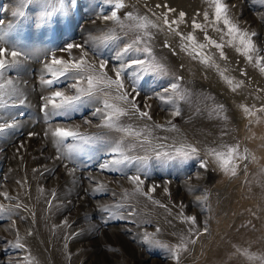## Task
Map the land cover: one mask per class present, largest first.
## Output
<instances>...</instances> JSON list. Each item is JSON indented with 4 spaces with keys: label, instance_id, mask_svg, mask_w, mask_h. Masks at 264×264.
<instances>
[{
    "label": "rangeland",
    "instance_id": "obj_1",
    "mask_svg": "<svg viewBox=\"0 0 264 264\" xmlns=\"http://www.w3.org/2000/svg\"><path fill=\"white\" fill-rule=\"evenodd\" d=\"M78 2L79 9L69 17L55 18L50 29H37L34 17L38 9L31 7L27 10V18L18 19L11 15L16 0H0V9H3L0 10V19L5 21L0 26V33L13 24L9 39L19 40L36 49L32 58L24 63L19 76L27 97L26 106L11 110L19 126L0 136V190L6 189L11 196H18V200L0 197V203L10 210V214L0 217V264H19L25 255L8 244V241L15 240V232L11 230L13 220L24 237L23 242L36 258L35 264H176L165 249L141 242L145 232L155 233L157 239L169 246L179 243L180 236L195 239V243H188L187 251L180 254L179 264H264V112L256 111L264 105V74L233 47L224 48L226 60L219 58L215 48L207 49L215 56L220 68L227 69L226 75L244 82L242 88L233 92L215 67H207L181 51L179 37L166 29L157 32L153 41L154 53L168 65L172 74L183 77L180 83L189 92V98L179 103V116H171V106L154 98L148 101L152 105L150 114L153 121L124 119L136 125H151L153 122L166 125L171 120L176 130L155 129V136L167 137L166 141L157 142L171 144L183 140L194 144L201 149L200 159L208 160V167L200 168V159L166 163L150 160L147 175H142L145 180L143 188L147 191L153 185H160L151 193L160 204L138 196L131 201L135 216L109 220L105 224L107 214L99 210V205L115 202L111 191L119 196L124 188L131 191L132 186L119 173L101 171L100 165L113 159L104 144H97L77 157V171L74 176L69 175L63 166L67 161L55 159L56 149L50 138L45 137L49 125L40 110L41 96L48 94L39 80L44 62L50 60V54L46 56L44 50L50 49L63 57L65 54L59 49L66 43L83 42L89 33L96 34L113 27L111 22L97 19L99 14H110L111 11V6L104 4L103 0ZM125 2L127 7L119 11L122 19L126 13L133 12L148 15L160 23L159 17L166 9L156 8L157 4H167L176 9L175 13L169 14V19H175L181 11L185 12L186 22L179 25V30L185 34L193 32V18L203 23L202 13L209 10L205 0ZM224 2L230 6V15L241 28L258 34L254 40L264 50V3L261 0ZM233 5L235 7H231ZM207 31L209 36L219 39V33L211 28ZM195 35L203 42V32L196 31ZM165 41L171 47H164ZM114 51V47L101 49L105 59H111ZM261 54L264 55V51ZM242 72L246 75H241ZM145 79L139 98L141 105L145 96L155 97L171 82L170 78ZM67 83L70 81L62 80L58 87L63 88ZM216 105L224 106L227 120L212 113ZM241 105H247L256 114L246 115ZM90 111L82 108L73 114L71 121L54 118L51 123L80 124L82 130L91 133L105 131L83 125V118L90 116ZM30 133L34 135L30 136ZM109 135L117 137L119 134L113 132ZM233 145H238L240 153L248 157L237 161L235 175L225 173L213 158L206 155L209 149ZM143 154L141 149L131 153ZM72 166L68 164L69 168ZM137 167L135 163L129 164L125 172L134 174ZM33 169L38 171L34 173ZM89 176L107 184L111 191L93 193ZM24 179L27 184L21 188L16 181ZM38 186L45 188L44 195L38 192ZM165 186L168 194L163 191ZM190 187L193 191H189ZM51 190H55L56 199L49 209L47 200L51 199ZM205 192L208 200L201 206L196 197ZM15 203H21V209L14 208ZM161 204L167 207H161ZM180 205L184 206L185 215L196 216L197 229L201 233L207 222V233L198 235V238L189 236V225L182 223L178 216ZM21 216L25 219L21 220ZM65 219L70 226L63 225L53 230V225H62ZM157 227L160 228L159 233H156ZM29 229L32 236H26ZM65 237L70 238L66 240ZM65 243L67 252L72 254L70 259L66 255ZM110 248L118 251H110ZM244 250L261 259L250 260L243 254Z\"/></svg>",
    "mask_w": 264,
    "mask_h": 264
},
{
    "label": "snow or ice",
    "instance_id": "obj_2",
    "mask_svg": "<svg viewBox=\"0 0 264 264\" xmlns=\"http://www.w3.org/2000/svg\"><path fill=\"white\" fill-rule=\"evenodd\" d=\"M261 2L264 3V0ZM103 3L111 6L110 14L101 13L97 19L111 22L113 27L100 30L96 34L89 33L83 42L66 43L59 49L65 54L63 57L57 56L56 52L50 49L44 50L46 56L50 54V60L44 62L39 80L42 88L48 93L41 96L42 104L40 106L44 120L49 125L44 134L45 137L50 138L56 149L55 159L67 161L63 165L67 173L74 176L78 167L77 157L85 154L88 149L97 144H104L113 159L101 164V171L119 173L132 186L131 191L124 188L118 196L115 191L108 188L107 184L94 176H89L90 189L93 193L111 191L115 200L111 204L99 205V210L107 214L104 218V223L107 224L109 220H124L135 216L136 211L131 201L136 200L138 196H144L153 203L160 204V201L154 200L151 195L160 185H153L147 191L143 188L145 180L142 179V175H147L146 170L150 160L155 159L158 162L166 163L200 159L201 149L194 144L183 140L171 144L157 142L166 141L167 137L155 136V129L176 130L171 120L166 122V127V125L156 122L151 125L148 123L136 125L124 119L127 117L146 122L153 121L150 114L152 105L148 101L154 98L171 106V116H179V103L189 98V92L180 83L183 77L172 74L168 65L155 55L153 41L156 33L166 29L169 33L179 37L181 51L193 59L199 60L207 67H215L233 92L242 88L244 82L226 75L227 69H221L220 65L216 63L215 56L207 49L215 48L219 58L226 60L224 48L226 46L233 47L239 55L257 67L262 74H264V55L261 52L264 50H261L254 40L258 34L255 31L241 28L238 21L230 15V6L224 0H205L210 11L205 10L202 13L203 23L193 18L191 22L193 32L188 34L179 30V25L186 22V13L181 11L176 14L175 19H169V14L175 13L176 9L167 4L155 5L156 8L166 9V12L159 17L160 23H157L148 15L133 12L126 13L122 19L119 11L127 7L125 0H103ZM31 7L38 9L34 17L35 27L50 29L55 18H67L71 13L77 11L79 2L78 0H16V6L11 10V15L18 19H25L28 16L27 10ZM231 7H235V5ZM152 15L155 16L156 13L153 12ZM197 15L199 16L201 13H197ZM4 24L5 21L0 19V26ZM13 28L14 25L9 24L8 30L0 33V136L19 126L11 110L26 106L27 97L21 87L22 82L19 76L24 63L31 59L36 51L19 40H10L9 33ZM209 28L219 33L218 40L208 35L207 29ZM196 31L204 33L203 42L197 39ZM126 37L127 39H125ZM109 47H114L115 51L111 59H105L101 49ZM164 47H171V45L165 41ZM241 75H246V73L242 72ZM146 77L170 78L171 82L163 87L161 92H157L155 97L145 96L143 105H141L139 103L140 92L146 82ZM62 80L70 81V83H67L63 88L58 87ZM82 108L91 109L90 116L83 118V125L94 126L105 131L91 133L82 130L80 124L53 125L51 123L54 118L71 121L73 114L79 113ZM241 108L246 115L254 116L256 111L264 112V105L256 111L247 105H241ZM212 113L218 118L227 120L223 105H216L212 109ZM113 132L119 135L111 137L109 133ZM29 135H34V133ZM19 147L23 148V145ZM137 149H141L144 154L131 155ZM206 155L213 158L225 173L230 172L232 175L236 174L237 161L248 158L240 153L238 145L221 146L219 149L212 148L206 152ZM69 163L73 165L71 168L68 167ZM133 163L138 165L136 172L134 174L126 173L125 168ZM199 167L207 169L208 160L200 159ZM37 171V169H33L34 173ZM16 183L23 188L27 184V180H17ZM163 191L168 194L167 186L163 188ZM189 191H193V189L190 187ZM38 192L44 195L45 188L38 186ZM50 194L51 199L47 200L49 209L53 207L52 201L56 199L55 190H51ZM0 197L4 200H18V196H11L6 189L0 190ZM196 200L201 206L205 205L208 200L207 193L196 197ZM13 206L16 209H21V203H15ZM160 206L167 207L162 204ZM183 207L180 205L181 211L178 216L182 223L189 225V236L198 238V235L207 233V222H205L203 233H201L197 229L196 216L185 215ZM125 210L126 215L124 214ZM5 213L10 214V210L0 203V217H3ZM34 215L35 213H33ZM20 219L24 220L25 217L21 216ZM15 223L13 220L11 227V230L15 232V240L8 241V244L12 249H19L25 253L19 264H35L36 258L32 256L28 246L23 242L24 237L15 227ZM63 225H68L66 219L62 225H53V230ZM159 232L160 228L157 227L156 233ZM32 235L30 229L26 231V236ZM69 238L65 237L66 240ZM141 242L150 247L156 246L165 249L176 261V264H179L180 254L187 251V244L195 243V239L180 236L179 243L169 246L157 239L155 233L145 232ZM67 247L68 245L65 243L66 255L70 259L72 254L67 252ZM109 250L118 251V249L111 248ZM243 254L250 260L261 259L250 255L246 250Z\"/></svg>",
    "mask_w": 264,
    "mask_h": 264
},
{
    "label": "bare ground",
    "instance_id": "obj_3",
    "mask_svg": "<svg viewBox=\"0 0 264 264\" xmlns=\"http://www.w3.org/2000/svg\"><path fill=\"white\" fill-rule=\"evenodd\" d=\"M201 219V218H200ZM202 224V223H201ZM201 227V226H200ZM203 230V229H202Z\"/></svg>",
    "mask_w": 264,
    "mask_h": 264
}]
</instances>
